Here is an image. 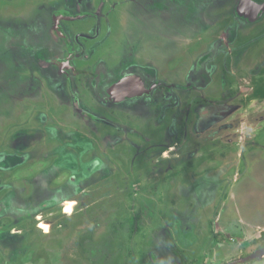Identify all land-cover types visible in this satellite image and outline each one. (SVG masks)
<instances>
[{"label": "rangeland", "instance_id": "obj_1", "mask_svg": "<svg viewBox=\"0 0 264 264\" xmlns=\"http://www.w3.org/2000/svg\"><path fill=\"white\" fill-rule=\"evenodd\" d=\"M62 1L0 0V264H229L261 249L259 55L239 67L220 46L208 86L199 78L229 42L235 0H91L99 25H63L76 53L79 34L100 48L71 75L54 30ZM132 57L156 65V101L111 94Z\"/></svg>", "mask_w": 264, "mask_h": 264}, {"label": "flooded vegetation", "instance_id": "obj_2", "mask_svg": "<svg viewBox=\"0 0 264 264\" xmlns=\"http://www.w3.org/2000/svg\"><path fill=\"white\" fill-rule=\"evenodd\" d=\"M62 2L63 4H60L62 8L59 10V12H55L57 14H54L53 16L55 22L54 30H56L55 33L57 34V36L61 38V45H63L68 50V52L73 55L70 56V58L68 57L65 60L61 59L59 61V65L61 66V68L68 75H71V73L75 70L74 61L77 59L85 58L86 56H93L95 51L100 48V46L98 47L99 44L97 43L94 47L90 49L89 52H87L86 46H84L80 40L83 35L79 34L75 39V44L80 47L81 51L76 53L73 43L71 42L72 39L70 33L65 30L63 24L66 22L74 24L78 22L79 18L80 20L93 18L95 20V24L97 22V25H99L101 17L97 15V13H94L95 11H93L92 9L86 10L85 4L91 2V0H63ZM103 2H106V0H102L100 4ZM260 2L261 0H235V5L233 4L234 23L227 30L229 35L228 44L224 42L225 40H222L223 43H219L218 47L216 48V51H213L210 54L208 53L203 56L198 64L200 68L199 78L202 82L205 83L204 86H208L209 81H211L210 76L206 72L208 63L212 62L217 57V55L219 54L220 46L223 48L225 47L226 51V49L230 46L229 43L233 45L234 50H227L226 52L230 53V55H234V57H231L230 59L236 61L238 65L240 64L239 67H241L242 61H247L251 57V54L255 53L256 57L259 55V57L256 59L258 62L255 63V65H259L258 72H262V70H264V0H262L261 5L258 4ZM146 3L143 1V6L149 8L148 4ZM247 5L251 6L255 10V12L249 11L246 8ZM101 6L102 5L99 6L98 10H100L101 8L103 11L105 9V6ZM153 17L156 18L155 15H153ZM96 32L100 35L101 28L98 27V30H96ZM147 34L150 35L149 32H147ZM95 35L97 34L95 33ZM95 37L96 36L92 37L91 39H95ZM105 39L106 40L104 42L106 43L107 37ZM131 40L132 37L130 34V37L127 39V41L131 42ZM127 41L124 42L126 46L128 45ZM155 42L156 41H150V38H148V43L146 45L149 47L151 44L152 52H155L156 50V47L154 48ZM133 45H135L137 50L140 48V46H137L139 45V41H137ZM228 65H230L229 62ZM124 69L125 70L122 73L123 78H140V80L143 82L144 87H142V89H138L139 85L137 84V82H135V84L130 83L131 86L135 88H132L130 86L131 89L129 91L131 96L127 95L126 97H124L122 99V101L124 102L122 103L124 104L130 101L141 100L145 98H153L156 101V65H154L153 67H146L142 63L138 62L136 58L132 57V62L128 63ZM253 72L256 76L260 74L256 73V71ZM107 73L108 72L105 69L104 64H101L99 68V76H94V86L96 89H98L100 86V75H107ZM205 77L208 78V83L204 81ZM229 87L230 88L228 90L227 95L232 93V95L234 96V85L231 84ZM71 88L72 92L76 96V99L78 100L77 91L75 90V86L73 83ZM222 97H225V94H223ZM228 98L229 97H227V100ZM221 102L226 105V100H222ZM211 109L213 108H210L207 114H210Z\"/></svg>", "mask_w": 264, "mask_h": 264}, {"label": "water", "instance_id": "obj_3", "mask_svg": "<svg viewBox=\"0 0 264 264\" xmlns=\"http://www.w3.org/2000/svg\"><path fill=\"white\" fill-rule=\"evenodd\" d=\"M135 82H137V84L139 85L138 89H142L141 86H143V82L139 78L138 79H135V78L124 79V80L120 81L118 84H116L112 88L111 94L113 96H115L116 100H122L127 95L131 96L130 91H129L131 89L130 86H131V84H135ZM132 88H135V87H132ZM262 258H264V248L257 250L256 252H254L253 254L247 256L244 259H241V260L229 263V264H244V263H247V262H250V261H253V260H260Z\"/></svg>", "mask_w": 264, "mask_h": 264}, {"label": "bare ground", "instance_id": "obj_4", "mask_svg": "<svg viewBox=\"0 0 264 264\" xmlns=\"http://www.w3.org/2000/svg\"><path fill=\"white\" fill-rule=\"evenodd\" d=\"M249 11H253L255 12V10L251 7V6H248L246 7ZM65 207H66V210H67V214L70 215L71 212H72V209H73V203L72 202H67L65 204ZM42 227L46 230V233L49 232V226L48 224H45V223H41Z\"/></svg>", "mask_w": 264, "mask_h": 264}, {"label": "trees", "instance_id": "obj_5", "mask_svg": "<svg viewBox=\"0 0 264 264\" xmlns=\"http://www.w3.org/2000/svg\"><path fill=\"white\" fill-rule=\"evenodd\" d=\"M264 235V234H263ZM262 248H264V238H263V242H262V245H261V249ZM175 253L177 254V255H179V251H175ZM254 261H257V260H253V261H251V262H254Z\"/></svg>", "mask_w": 264, "mask_h": 264}]
</instances>
